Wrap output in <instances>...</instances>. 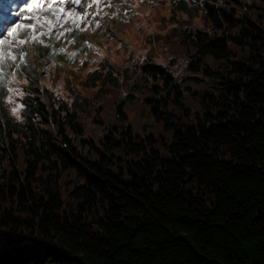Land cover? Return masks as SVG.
Wrapping results in <instances>:
<instances>
[{
    "label": "trees",
    "instance_id": "1",
    "mask_svg": "<svg viewBox=\"0 0 264 264\" xmlns=\"http://www.w3.org/2000/svg\"><path fill=\"white\" fill-rule=\"evenodd\" d=\"M162 4L3 94L0 264H264V0Z\"/></svg>",
    "mask_w": 264,
    "mask_h": 264
},
{
    "label": "rangeland",
    "instance_id": "2",
    "mask_svg": "<svg viewBox=\"0 0 264 264\" xmlns=\"http://www.w3.org/2000/svg\"><path fill=\"white\" fill-rule=\"evenodd\" d=\"M81 3L82 1L79 0ZM89 1V2H88ZM66 0H6V5L4 10L1 7L2 2H0V39L7 40V44H0V54L7 61L1 63V68L7 71V68L11 65L13 60L19 62L18 68L20 71L28 76L32 85L38 88V95L44 100L48 105L49 99L46 94L45 84L43 82V77L49 72L53 67V60H56L57 56H50L47 51L39 50L35 55H31L28 52L27 42L21 44L20 40L21 34L24 29H19L20 25L23 28H30L29 32L32 38H39L38 43L43 46H48L52 42L55 52L60 54L63 52L62 44H69L72 41L73 32L75 30H83L79 32V40L77 42L83 46L81 50L83 54L89 59L93 60L97 56L94 53L99 52L102 43L107 45V53L105 57L108 60H113L115 51H121L124 53L130 48L131 45L137 46V52H147L140 41L136 42L132 36V30L136 25L140 24L142 19L138 4L148 5V9L154 11V17H157L163 10L162 1L149 2V0H86L87 9L86 11L77 12L73 11L64 5ZM155 3V4H154ZM43 6L42 8L39 6ZM51 5V8L48 6ZM92 6V7H90ZM146 6L141 9L147 13ZM29 7H32V11H29ZM63 9V12L60 10ZM28 16L32 18L31 23H26L21 21V16ZM137 15V16H136ZM150 16V14H149ZM25 18V17H24ZM50 22V23H49ZM16 28L20 35L9 36L8 33ZM105 36V37H104ZM2 40V41H3ZM25 40V39H24ZM26 41V40H25ZM92 42V46H85L86 43ZM113 49V50H112ZM19 54V55H17ZM29 55H31L29 58ZM12 57H16L13 59ZM71 62H77L76 57L71 58ZM58 63V62H57ZM53 72L55 77L60 78V72L65 70V65L54 66ZM10 71L8 73V80L10 83L9 91L6 97L8 99H23L21 91H24V87L27 85L28 81L26 79L19 80L16 73ZM2 80L0 74V80H2V87L0 88V93L5 92L7 88V80ZM19 81L23 84L20 88L17 87ZM1 84V83H0ZM16 116H20L17 114Z\"/></svg>",
    "mask_w": 264,
    "mask_h": 264
},
{
    "label": "snow or ice",
    "instance_id": "3",
    "mask_svg": "<svg viewBox=\"0 0 264 264\" xmlns=\"http://www.w3.org/2000/svg\"><path fill=\"white\" fill-rule=\"evenodd\" d=\"M0 2H2V0H0ZM76 2L79 3V0H76ZM39 7L42 8L43 6L41 5V6H39ZM48 7L51 8V5H49ZM28 10H29V11H32L33 9H32V7H29ZM60 11L63 12V9H61ZM49 23H50V22H49ZM13 33H16L18 36L20 35V33L17 32V29H16V28H13V29L8 33V35H9V36H12ZM23 35L27 36V32L23 33ZM25 42H26V41H25L24 39H21V40H20V43H21V44H23V43H25ZM7 43H8L7 41H2V40H0V44H7ZM17 55H19V54H17ZM12 58L15 59L16 57H12ZM0 71H2V70H0ZM2 82H3V81L0 80V83H2Z\"/></svg>",
    "mask_w": 264,
    "mask_h": 264
},
{
    "label": "bare ground",
    "instance_id": "4",
    "mask_svg": "<svg viewBox=\"0 0 264 264\" xmlns=\"http://www.w3.org/2000/svg\"><path fill=\"white\" fill-rule=\"evenodd\" d=\"M82 1V3H81V5H80V8H79V11H86V9H87V2H86V0H81ZM73 2H76V0H74V1H70V3H73ZM80 2V1H79ZM77 3V2H76ZM23 17H28V16H24L23 15Z\"/></svg>",
    "mask_w": 264,
    "mask_h": 264
}]
</instances>
